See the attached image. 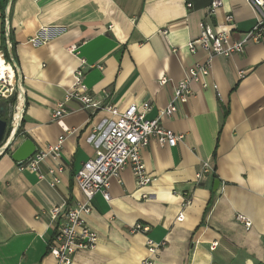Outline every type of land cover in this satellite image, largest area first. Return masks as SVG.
Returning <instances> with one entry per match:
<instances>
[{"label":"crops","instance_id":"1","mask_svg":"<svg viewBox=\"0 0 264 264\" xmlns=\"http://www.w3.org/2000/svg\"><path fill=\"white\" fill-rule=\"evenodd\" d=\"M210 2L0 0V50L8 6L23 90L22 136L11 150L26 138L36 151L45 150L64 135L59 159L47 157L40 167L45 173L63 165L55 188L20 170L10 154L0 156V264H58L48 253L56 226L51 209L82 202L73 176L115 119L106 110L92 113L77 100L64 101L79 59L88 66L83 82L95 99L119 111L149 101L146 117L153 119L170 103L186 69L207 60L203 49L186 48L202 22L223 25L231 14L233 25L226 29L234 41L255 23L246 0H220L207 19ZM162 76L168 79L163 85ZM205 83L191 82L186 103L160 119L183 139L169 147L151 138L141 151L151 183L137 187L125 167L110 180L108 200L100 192L93 196L85 219L97 243L77 251L71 264H142L147 239L164 243L153 264H264V35L240 53L212 57ZM63 101L59 125L52 113ZM203 161L214 172L197 180ZM185 199L190 203L182 206ZM237 214L250 221L248 228ZM135 224L148 230H133Z\"/></svg>","mask_w":264,"mask_h":264},{"label":"built area","instance_id":"2","mask_svg":"<svg viewBox=\"0 0 264 264\" xmlns=\"http://www.w3.org/2000/svg\"><path fill=\"white\" fill-rule=\"evenodd\" d=\"M254 9L256 20L254 25L243 34L240 40L234 41L229 37L226 27L233 25L231 14L225 16V24H211L202 22L198 37L191 39L186 48L194 52L201 48L207 53L205 63H197L188 67L181 81L173 87V96L170 103L161 109L158 115L149 119L146 117L151 108L149 101L140 104H130L123 111H119L112 105H103L95 99L90 93L89 88L84 84V72L88 67L83 59H79L78 66L73 72V82L67 89L64 101L74 99L81 103L84 109L95 113L97 110H106L110 112L115 119L112 121L106 132L102 136L100 145L95 149L94 155L87 159L73 176L77 188L83 196L82 202L66 207V204L54 206L51 209V217L56 222L54 233L48 243V253L54 257L58 264H71L73 255L79 250H91L95 247L98 239L97 233L89 227L85 217L90 214L92 209L93 196L100 192L104 199H109L108 188L112 178H119L120 172L125 167H130L137 187H144L151 183L152 176L148 174L142 160L141 151L148 146L151 138H155L159 145L173 147L177 142L183 139V135L173 132L171 129L161 125L162 117H172L186 103L192 94L190 83L198 81L205 87V78L209 73L210 60L214 56L228 57L234 53L243 51L247 42H258L264 35V0H246ZM189 5V4H188ZM220 0H211L205 9L207 19L215 15ZM8 6L5 8V18L3 24V41L10 55V61L5 58L4 50H0V59L2 63L10 68L4 70L7 72L5 77L0 73V98H8L15 94L16 103L23 97V90L19 79L17 80L18 69L11 56L10 27L8 23ZM33 43L38 39H32ZM75 53V49H71ZM168 79L162 76L159 83H167ZM23 99V98H22ZM64 101L57 104L52 113V117L60 125V118L66 113ZM61 127H63L61 125ZM64 129V128H63ZM69 133L68 130L64 129ZM64 140V135H60L56 144L47 147L45 150L35 151L28 159L16 162L20 170H26L36 173L38 179L45 180L51 188L57 187L60 180V173L63 170L61 163L49 167L47 172H41V164L47 157L58 160L60 150ZM9 143V138L3 140L0 144V154ZM11 149V148H8ZM213 167L209 161H203L196 179L204 175L212 174ZM189 199H185L182 206H187ZM182 212L177 219L181 220ZM236 220L243 223L246 228L250 226V221L242 214L236 215ZM133 230L147 231L148 227L135 224ZM163 242L155 243L151 239L146 240V246L149 256L142 261V264H153L152 255L156 253L163 245Z\"/></svg>","mask_w":264,"mask_h":264},{"label":"water","instance_id":"3","mask_svg":"<svg viewBox=\"0 0 264 264\" xmlns=\"http://www.w3.org/2000/svg\"><path fill=\"white\" fill-rule=\"evenodd\" d=\"M4 111H5V109L0 102V114H2ZM22 114H23V111H22L21 116H20L18 127L20 126V123L22 121ZM8 126H9V124L0 117V144L4 140V135H5V132H6V129L8 128ZM18 127H17V129H18ZM17 129L14 131V133L11 137L8 136L9 143L5 147L4 151H2L0 156L2 154H4L8 150V148H11L13 146V144L15 143V141L17 139V136H16ZM35 151H36V148H35L34 143L31 141V139L26 138L21 143H19V145H17V147L12 149V151L10 153V157L14 162H21V161L28 159L32 154H34ZM217 182H219V181L216 180L215 183H217Z\"/></svg>","mask_w":264,"mask_h":264},{"label":"bare ground","instance_id":"4","mask_svg":"<svg viewBox=\"0 0 264 264\" xmlns=\"http://www.w3.org/2000/svg\"><path fill=\"white\" fill-rule=\"evenodd\" d=\"M4 70H8V73L10 72V68L8 66H6L5 64L2 63V60L0 59V73L3 75V77L6 78V80L8 81L7 79V72L4 71ZM22 97L21 99L15 104V107H14V111L12 112L13 113V116H12V119L11 121L9 122L10 123V136L11 137L14 133V131L17 129L18 127V124H19V120H20V116H21V113H22ZM9 128V126H8Z\"/></svg>","mask_w":264,"mask_h":264},{"label":"trees","instance_id":"5","mask_svg":"<svg viewBox=\"0 0 264 264\" xmlns=\"http://www.w3.org/2000/svg\"><path fill=\"white\" fill-rule=\"evenodd\" d=\"M3 50H4V54H5V58L7 59V60H11L10 59V55H9V53H8V51H7V49H6V46L4 45V42H3V48H2ZM11 56H12V60H13V62H16V59H15V53H14V50H13V46H12V48H11ZM1 99H3V98H1ZM0 99V102H1V104L3 105V107H4V109L6 110V106H5V104H4V102L2 101ZM7 101L8 102H10V103H16V98H15V95L13 94L11 97H9L8 99H7ZM5 103H7V102H5ZM2 116H3V113L2 114H0V117L2 118ZM10 124V123H9ZM19 125V124H18ZM21 126H22V121H21V123H20V126L18 127V129H17V131H16V136H17V139H18V137H20V136H22V132H21ZM11 149H8L5 153H8V154H10L11 153Z\"/></svg>","mask_w":264,"mask_h":264},{"label":"rangeland","instance_id":"6","mask_svg":"<svg viewBox=\"0 0 264 264\" xmlns=\"http://www.w3.org/2000/svg\"><path fill=\"white\" fill-rule=\"evenodd\" d=\"M8 98H3V99L0 98V99L4 102V104L6 106V110L3 112L2 119L5 120L9 124V122L12 119V116H13L12 112L14 111V107H15L16 103L13 104V103L8 102L7 101ZM5 102H7V103H5ZM9 129H10V124H9V128L6 129V132H5V135H4V140L7 139L8 136H10L9 132H10L11 129L10 130Z\"/></svg>","mask_w":264,"mask_h":264}]
</instances>
